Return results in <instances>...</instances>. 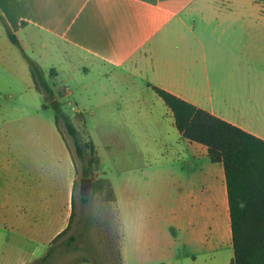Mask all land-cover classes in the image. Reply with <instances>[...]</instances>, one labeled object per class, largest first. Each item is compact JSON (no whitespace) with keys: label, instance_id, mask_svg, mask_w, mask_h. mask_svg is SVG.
<instances>
[{"label":"rangeland","instance_id":"obj_1","mask_svg":"<svg viewBox=\"0 0 264 264\" xmlns=\"http://www.w3.org/2000/svg\"><path fill=\"white\" fill-rule=\"evenodd\" d=\"M251 10L252 23L236 21L229 23L233 29L204 36L208 72L201 71L203 83L209 78L216 86L220 74L228 79L217 65H241L253 82L264 79V0H252ZM21 35L65 112L96 146L100 165L91 178L107 181L115 197L83 180L72 137L63 123L59 131L54 108H43V96L26 76L28 61L6 33V43L0 39V264H44L47 256L46 264L233 260L225 196L220 216L203 204L195 211L190 201L179 206L192 193L205 201L221 166L204 156L201 146L178 136L172 112L148 81L65 46L54 55L47 48L40 59L44 48L31 46L29 33ZM53 68L58 75H50ZM256 74L263 76L256 79ZM70 211L68 226L48 244L45 234L60 227ZM180 218L184 228L178 233L172 224Z\"/></svg>","mask_w":264,"mask_h":264},{"label":"crops","instance_id":"obj_2","mask_svg":"<svg viewBox=\"0 0 264 264\" xmlns=\"http://www.w3.org/2000/svg\"><path fill=\"white\" fill-rule=\"evenodd\" d=\"M251 9L252 0H0V11L12 22L24 50L28 46L23 32L29 33L31 46L39 43L44 48L39 52L40 59L46 58L48 50L54 55L59 46L74 49L112 70L139 75L148 81L149 88L155 85L167 89L264 139V79L253 82L252 75L241 65L228 69L217 65L221 72L229 74L228 79L220 74L216 86L209 78L206 83L201 81V71L208 72L204 36L208 31L216 34L221 28L226 30L231 27L229 23L236 21L252 23ZM5 36L0 23V39L6 43ZM8 51L14 57L13 48L9 46ZM175 55L180 56L179 61ZM26 70H29L26 76L35 85L29 65ZM262 76L255 75L256 79ZM195 144L203 148L207 157V148ZM218 165L219 181L208 187L205 201L192 193L179 200L180 208L188 207L190 201L194 211L203 204L204 210L213 211L212 215H221L224 196L227 202L228 196L226 181L221 180L224 168ZM220 182H225V186ZM165 214L168 218L167 211ZM71 215L70 211L60 227L45 234L48 244L68 226ZM172 225L178 233L184 228L181 218ZM193 261L196 263L197 259ZM169 263L161 259L159 264ZM19 264H26V260Z\"/></svg>","mask_w":264,"mask_h":264},{"label":"trees","instance_id":"obj_3","mask_svg":"<svg viewBox=\"0 0 264 264\" xmlns=\"http://www.w3.org/2000/svg\"><path fill=\"white\" fill-rule=\"evenodd\" d=\"M0 22L10 41L28 61L35 88L43 96V108L53 107L59 131L63 123L72 137L75 152L82 163V176L93 177L100 165L93 140L82 135L73 118L65 112L43 67L26 53L1 11ZM50 73L55 76L58 74L55 68ZM151 87L172 112L175 126L182 137L205 146L211 162L222 164L224 168L234 248L231 264H264V139L167 89L155 85ZM60 93H64V89ZM76 185L77 182L74 188ZM93 188L96 192L107 188L108 197H115L114 189L104 179L93 181ZM48 259L49 256L41 262L46 264Z\"/></svg>","mask_w":264,"mask_h":264},{"label":"water","instance_id":"obj_4","mask_svg":"<svg viewBox=\"0 0 264 264\" xmlns=\"http://www.w3.org/2000/svg\"><path fill=\"white\" fill-rule=\"evenodd\" d=\"M83 180H87L89 182V185L91 186L92 185V182H93V178H87V179H83ZM82 180V181H83Z\"/></svg>","mask_w":264,"mask_h":264},{"label":"bare ground","instance_id":"obj_5","mask_svg":"<svg viewBox=\"0 0 264 264\" xmlns=\"http://www.w3.org/2000/svg\"><path fill=\"white\" fill-rule=\"evenodd\" d=\"M229 223H230V220H229Z\"/></svg>","mask_w":264,"mask_h":264}]
</instances>
